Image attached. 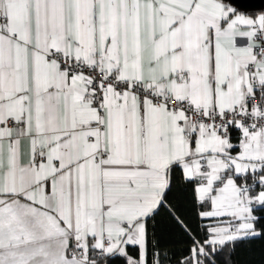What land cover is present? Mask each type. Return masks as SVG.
Returning a JSON list of instances; mask_svg holds the SVG:
<instances>
[{
	"label": "snow or ice",
	"instance_id": "6c2138e0",
	"mask_svg": "<svg viewBox=\"0 0 264 264\" xmlns=\"http://www.w3.org/2000/svg\"><path fill=\"white\" fill-rule=\"evenodd\" d=\"M257 240L264 3L0 0V264H237Z\"/></svg>",
	"mask_w": 264,
	"mask_h": 264
},
{
	"label": "trees",
	"instance_id": "16d2710c",
	"mask_svg": "<svg viewBox=\"0 0 264 264\" xmlns=\"http://www.w3.org/2000/svg\"><path fill=\"white\" fill-rule=\"evenodd\" d=\"M171 199L174 203L182 208L185 215L188 216L194 227L196 221L191 210V194L190 191L185 189L183 182L177 181L172 191ZM160 228L162 229L165 239L173 241L177 248L184 246V242L178 232L173 231L171 234H169V223L165 222L161 224ZM236 261L237 264H264V241L257 240L254 243H249L242 246L238 250Z\"/></svg>",
	"mask_w": 264,
	"mask_h": 264
},
{
	"label": "water",
	"instance_id": "95a60500",
	"mask_svg": "<svg viewBox=\"0 0 264 264\" xmlns=\"http://www.w3.org/2000/svg\"><path fill=\"white\" fill-rule=\"evenodd\" d=\"M245 2H250V3H264V0H245ZM252 10V9H249Z\"/></svg>",
	"mask_w": 264,
	"mask_h": 264
},
{
	"label": "crops",
	"instance_id": "0c3cea01",
	"mask_svg": "<svg viewBox=\"0 0 264 264\" xmlns=\"http://www.w3.org/2000/svg\"><path fill=\"white\" fill-rule=\"evenodd\" d=\"M249 11V10H248Z\"/></svg>",
	"mask_w": 264,
	"mask_h": 264
}]
</instances>
